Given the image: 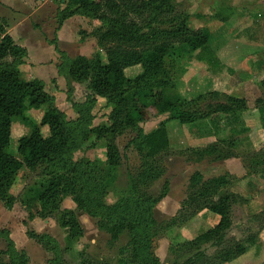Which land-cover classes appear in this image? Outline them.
Here are the masks:
<instances>
[{
  "label": "trees",
  "instance_id": "1",
  "mask_svg": "<svg viewBox=\"0 0 264 264\" xmlns=\"http://www.w3.org/2000/svg\"><path fill=\"white\" fill-rule=\"evenodd\" d=\"M175 3L174 0H67L65 7L57 10L58 26L74 15L101 22L96 37L105 60L100 55L69 57L59 49L56 38L51 41L60 57L58 73L70 82L87 83L92 92L84 103H73L77 117L72 119L55 106V98L45 90L42 79L22 78L19 65L27 50L15 43L7 32L6 22L0 18V201L6 208H12L17 202L18 198L10 189L22 167L42 169L46 180L30 197L32 203L40 205L36 215L43 218L53 215L66 229L64 249L53 237L30 232L53 254L51 264H64V252L78 254V264H110L97 263L84 251L74 249L83 235V228L72 209L61 207L62 196L70 197L79 210L98 218L99 226L113 238L124 230L130 233V240L123 248L129 253L122 256L117 264H162L152 248L159 229L152 209L160 199L139 196L135 188L113 204L105 201L106 192L115 183L122 160L116 137L127 130L136 131L131 143L145 159L151 161L141 171L138 180H154L160 175L159 169L153 167L154 157L166 154L171 147L167 127L170 121L196 127L198 122L212 121L214 115L222 114V121L228 124L232 116L239 118L248 109L245 97L218 90L192 97L179 93L176 79L185 71L186 60L194 54L212 68L220 66L221 61L211 45L226 28H194L189 24L190 14L179 10ZM135 65H140L141 71L132 78L127 77L125 69ZM258 85L261 96L256 97L254 106L264 126V79ZM95 95L103 97L112 106L109 125L93 123ZM70 97L69 93L67 98L70 100ZM42 107L45 109L40 124L26 115V110ZM150 112L166 117L145 133L140 124L150 118ZM16 119L31 128L29 134L18 139L19 157L9 150L12 122ZM41 126L48 127V136L42 134ZM92 138L93 145L99 140L105 141V161L102 164L88 158L76 161L75 152ZM237 143L235 138L229 137L204 146L189 147L184 153L190 161L215 162L240 157L245 174H264L258 155L240 156L236 150ZM236 178L228 172L204 178L195 171L190 176L187 195L166 226L182 225L203 210L211 211L219 219L213 227L193 239H184L182 246L174 245L171 249L181 253L174 264H224L246 252V241L230 239L225 244L227 231L233 225L232 207L244 200L230 188ZM167 192L165 186L159 197L163 198ZM0 237L8 246V260L0 264H27V254L15 247L7 229H0ZM209 242L217 248L210 255L200 248ZM184 249L196 250L184 257Z\"/></svg>",
  "mask_w": 264,
  "mask_h": 264
},
{
  "label": "rangeland",
  "instance_id": "2",
  "mask_svg": "<svg viewBox=\"0 0 264 264\" xmlns=\"http://www.w3.org/2000/svg\"><path fill=\"white\" fill-rule=\"evenodd\" d=\"M67 0H52L49 5H57L59 8L65 6ZM179 10L190 14L189 24L194 28L217 29L224 26L226 28L211 47L223 45L222 49H213L221 57L220 66L212 68L205 62L197 59V54L185 62V71L176 79L177 90L186 97L218 90L235 96H243L248 101L251 113H242L239 118L231 117V122L226 124L222 121V114H217L211 120H203L196 124V127L187 125L180 126L177 121L172 120L167 124L171 133V147L169 152L164 155L154 157L153 167L159 169L160 175L154 180L146 179L144 182L138 180L140 173L148 166L151 161L145 159L132 145L131 140L136 136V131L127 130L122 135L116 137V144L122 156L121 165L118 169V176L113 186H109L106 192L105 201L108 204L115 203L122 196L129 194L136 188L137 195L150 196L160 200L154 204L152 215L154 221L158 223V235L153 240V254L162 264H174L181 253H175L172 249L174 245L182 246L184 239L190 240L202 232L213 227L217 222L214 213L203 210L192 220L167 227L166 223L177 213L180 203L187 195V184L193 172L200 170L205 177L220 174L226 170L240 175L244 168L236 161H190L184 153L187 148L196 145H206L219 141V139L233 137L237 140V151L240 156L245 154L254 155L261 159L260 169L264 168V126L260 118L255 114L254 100L258 95L261 96L259 81L262 76L257 66L252 64V57L246 56L245 51L239 45L235 49L231 47L232 38L236 39L244 35V27L262 28L264 24V0H174ZM58 8V9H59ZM57 9V10H58ZM57 12L43 7L40 11L43 20L50 23ZM53 14V16H52ZM33 16V21H36ZM225 17V18H224ZM47 18V19H46ZM224 18V19H223ZM224 20V21H223ZM99 21V20H98ZM100 22V21H99ZM101 27L92 29V34L96 37L97 30ZM75 30V29H74ZM74 38H66L69 43L68 49H60L69 57L79 55L94 57L100 55L105 60L104 52L98 49H79L77 43L83 40L86 30L79 29L74 32ZM78 34V36H77ZM261 35V34H259ZM40 44L34 45L29 49L23 62L19 65L21 76L25 80L39 78L45 83V90L54 96L55 106L65 112L69 119L76 118L77 113L73 108V103H84L91 90L87 83H77L68 81L58 73L60 57L56 49H44V38L40 36ZM74 42V44L72 43ZM97 42V37H96ZM42 43V44H41ZM226 48V49H225ZM27 50V49H26ZM246 57H245V56ZM218 56V57H219ZM31 60V61H30ZM141 71L140 65L131 66L125 69L127 77H134ZM70 93V100L67 95ZM96 103L92 110L94 115L93 123L110 124L109 114L112 106L100 96H96ZM45 107L40 109H28L26 115L37 124L41 123ZM150 118L140 124L143 132L148 133L163 120L166 115H156L150 112ZM197 127L201 133H198ZM205 127V128H204ZM44 136L49 135L48 127L41 126ZM196 129L197 131H194ZM31 128L20 119L12 122V136L9 150L15 156L19 137L29 134ZM196 134L197 141L193 138ZM199 134V135H198ZM94 138L84 144V146L74 154L76 161L80 159H96L101 164L105 161L106 150L105 141L99 140L93 145ZM196 141V142H195ZM240 158V157H239ZM252 158V157H251ZM241 159V158H240ZM246 172V169H245ZM250 176V177H249ZM42 169L30 170L26 167L18 172L16 180L10 191L18 200L12 208H6L0 201V229H7L15 247L19 251H25L28 256L27 264H51L53 254L46 250L42 244L31 236L30 232L37 234H47L53 237L60 245L65 248L66 229L61 227L55 216L40 217L36 215L40 211V205L31 202V195L46 180ZM235 177H237L235 175ZM252 179V188L246 189L247 178ZM247 182V183H246ZM168 185V187H167ZM166 186L168 192L161 198L159 195ZM244 198L232 207L233 225L227 231L226 243L230 239L246 241V252L231 262L224 264H264V174H245L242 178L233 179L230 187ZM249 199H248V198ZM26 203V205H24ZM62 208L72 209L83 228V235L75 243L76 251H84V254L97 263L117 264L122 256L128 255V249L123 250L130 240V233L124 230L116 238L112 237L106 229L98 224V218L88 215L79 210L76 204L68 196H62ZM34 214L36 216L31 217ZM156 229V228H155ZM250 236H252L250 238ZM250 238V239H249ZM249 239V240H248ZM172 248V249H171ZM201 250L208 255L215 253L216 247L212 243H203ZM7 243L0 237V263L7 262ZM196 249H184V257L195 252ZM79 255L64 252V264H78Z\"/></svg>",
  "mask_w": 264,
  "mask_h": 264
},
{
  "label": "crops",
  "instance_id": "3",
  "mask_svg": "<svg viewBox=\"0 0 264 264\" xmlns=\"http://www.w3.org/2000/svg\"><path fill=\"white\" fill-rule=\"evenodd\" d=\"M49 2H52V0H0V18L6 22L7 32L12 36L15 43L27 49L28 57L31 56L29 49H31V47L33 48L34 45L40 44L38 43L40 42L39 39H41L40 36L44 38V42L46 43L42 45L43 46L42 48L44 49H55L54 44L51 43V41L54 38H56V44L59 47V49H68L69 43H67L66 38L73 39L75 35L74 34L75 30L77 33V30L79 29L86 30V35L83 37V40L77 43V45H79V49H98L96 37L91 33L93 28L100 26V22L98 20L90 19L80 15H74L64 20L61 26H58L56 14L55 16H53L52 14L53 18L51 20V26H50V23L48 24L47 21L43 20L44 17H42V15L39 14L42 8L47 6L48 9L50 8L51 10L55 9V11L57 12L59 6L49 5ZM33 16H36L35 17L36 21L32 20ZM243 29H244V35L240 37V39L232 38L231 47L235 49V46L239 45L240 47H242V49H247V51L244 50L245 55L252 57L251 59L252 64L254 66H257L256 67L257 70L261 71L260 73H262V76L257 80H262L264 79V24L262 28L260 27L252 28L248 24V26L244 27ZM72 43L74 44V42ZM223 45H227V43L225 42L223 44H220V46L218 47L217 46L212 47V49H222ZM218 58L221 61V57L219 56ZM248 109L250 108L248 107ZM248 109L242 112V116L245 117L246 113H251V111ZM253 112H255V114L259 116L257 109L256 110L254 109ZM179 125L182 126V124ZM184 125H187L188 128L192 126L191 124H184ZM169 130L170 128L168 129V135L171 145V133ZM197 130L199 131L200 129L197 128ZM197 130L194 129V131ZM198 133L201 132L199 131ZM193 135L195 137L193 139L196 141L199 138H201V137H197L195 133ZM196 143H200V142L197 141ZM196 146H202V145H196ZM227 160H231L234 162L237 161L240 164V166L244 168L240 158L233 157ZM202 161H207V160H202ZM198 171L203 175V173L200 170ZM226 172L232 175H236L237 178L244 177L246 173L244 168V172L241 173L240 175H237L230 170H226L223 173L212 176H218ZM212 176H208V177L204 176V178H209ZM249 177L247 178L248 180L247 182L249 183L246 184L245 187L246 189L252 188L253 184L251 182H254ZM215 216L217 217L216 222H218L219 216L216 214Z\"/></svg>",
  "mask_w": 264,
  "mask_h": 264
}]
</instances>
